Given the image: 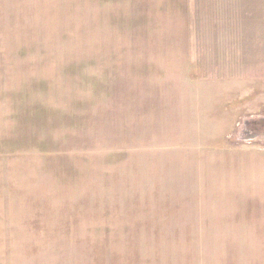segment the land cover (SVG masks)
Returning a JSON list of instances; mask_svg holds the SVG:
<instances>
[{
    "label": "rangeland",
    "instance_id": "1",
    "mask_svg": "<svg viewBox=\"0 0 264 264\" xmlns=\"http://www.w3.org/2000/svg\"><path fill=\"white\" fill-rule=\"evenodd\" d=\"M187 6L0 0V264H264V0Z\"/></svg>",
    "mask_w": 264,
    "mask_h": 264
},
{
    "label": "flooded vegetation",
    "instance_id": "2",
    "mask_svg": "<svg viewBox=\"0 0 264 264\" xmlns=\"http://www.w3.org/2000/svg\"><path fill=\"white\" fill-rule=\"evenodd\" d=\"M264 122V121H263ZM262 121H258L255 119H251L245 122V127L248 129H251L254 131L256 135H264V128H262V124L264 126V123Z\"/></svg>",
    "mask_w": 264,
    "mask_h": 264
},
{
    "label": "crops",
    "instance_id": "3",
    "mask_svg": "<svg viewBox=\"0 0 264 264\" xmlns=\"http://www.w3.org/2000/svg\"><path fill=\"white\" fill-rule=\"evenodd\" d=\"M187 1V3H188V10L186 11V12H188V14H187V16L188 17H195V16H198L197 14V12H198V10H195V8H194V2H195V0H186ZM234 1V0H233ZM190 3H191V6H190ZM190 14V15H189ZM196 14V15H195ZM200 17H204V16H207L205 13H203V11H201V13H200V15H199ZM208 16H211L210 14H208ZM236 17H240V14H238Z\"/></svg>",
    "mask_w": 264,
    "mask_h": 264
}]
</instances>
